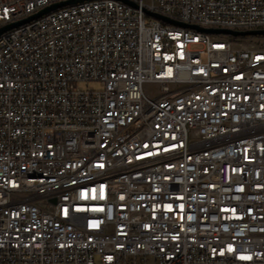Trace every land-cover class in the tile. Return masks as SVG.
Masks as SVG:
<instances>
[{
  "label": "built area",
  "instance_id": "2783aa9c",
  "mask_svg": "<svg viewBox=\"0 0 264 264\" xmlns=\"http://www.w3.org/2000/svg\"><path fill=\"white\" fill-rule=\"evenodd\" d=\"M127 1L0 34V264H264V34L149 14L261 30L264 0Z\"/></svg>",
  "mask_w": 264,
  "mask_h": 264
},
{
  "label": "water",
  "instance_id": "95a60500",
  "mask_svg": "<svg viewBox=\"0 0 264 264\" xmlns=\"http://www.w3.org/2000/svg\"><path fill=\"white\" fill-rule=\"evenodd\" d=\"M84 0H65V1H61V2H57V3H53L47 7H44L42 8L41 10H39L38 12L22 19V20H19V21H16V22H12V23H9V24H6L2 27H0V34H2L3 32L5 31H8L10 29H13V28H16L20 25H23L25 23H28L34 19H37L53 10H56L60 7H64V6H67V5H71V4H75V3H78V2H82ZM125 3H128L130 5H134L132 4L131 2L127 1V0H121ZM151 16H154L155 18L163 21V22H166L168 24H171V25H176V26H180V27H189V28H194V29H197L199 31H204V32H207V33H211V34H225V35H231V36H249V35H259V34H264V29H261V30H249V31H233V30H228V29H213V28H200L196 25H190V24H184V23H181V22H176V21H173L169 18H166L164 16H160L158 14H154V13H149Z\"/></svg>",
  "mask_w": 264,
  "mask_h": 264
},
{
  "label": "rangeland",
  "instance_id": "374dc122",
  "mask_svg": "<svg viewBox=\"0 0 264 264\" xmlns=\"http://www.w3.org/2000/svg\"><path fill=\"white\" fill-rule=\"evenodd\" d=\"M146 89L153 90V87L151 85H146Z\"/></svg>",
  "mask_w": 264,
  "mask_h": 264
}]
</instances>
